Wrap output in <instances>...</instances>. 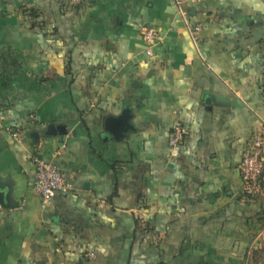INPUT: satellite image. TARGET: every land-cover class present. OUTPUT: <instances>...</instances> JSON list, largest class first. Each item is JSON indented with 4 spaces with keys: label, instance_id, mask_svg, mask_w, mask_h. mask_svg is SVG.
<instances>
[{
    "label": "crops",
    "instance_id": "crops-1",
    "mask_svg": "<svg viewBox=\"0 0 264 264\" xmlns=\"http://www.w3.org/2000/svg\"><path fill=\"white\" fill-rule=\"evenodd\" d=\"M182 1L197 49L172 0H0V264H264V148L258 196L238 171L264 140V0ZM35 157L72 188L46 208Z\"/></svg>",
    "mask_w": 264,
    "mask_h": 264
},
{
    "label": "built area",
    "instance_id": "built-area-1",
    "mask_svg": "<svg viewBox=\"0 0 264 264\" xmlns=\"http://www.w3.org/2000/svg\"><path fill=\"white\" fill-rule=\"evenodd\" d=\"M77 2V0H74ZM198 1V0H193ZM178 18L183 22L185 31L194 48H198L201 26L193 24L188 19V13L183 7L182 0H172ZM140 37L146 46L147 56L152 55V49L161 41L159 30L151 27H142ZM184 136V129L177 124L173 129L169 145L178 146ZM264 140L261 135H256L249 143L248 148L243 152L238 165L241 180V194L245 198H254L260 194V177L263 171L262 152ZM35 168L34 191L39 195L42 208H46L56 193H67L72 190L66 182L58 167L40 158H33ZM90 257H92L90 255Z\"/></svg>",
    "mask_w": 264,
    "mask_h": 264
},
{
    "label": "water",
    "instance_id": "water-1",
    "mask_svg": "<svg viewBox=\"0 0 264 264\" xmlns=\"http://www.w3.org/2000/svg\"><path fill=\"white\" fill-rule=\"evenodd\" d=\"M126 118H127L126 113H124L117 120H107L105 122V129L108 132H110L114 136V138H116V139L122 137L121 134H125L127 132V130L129 129V127L127 125ZM119 128L121 129V134H116L114 131L117 129L119 130ZM30 136L35 138L37 136V134L32 133V134H30ZM7 201H8L7 195L2 193V189L0 186V210L9 208V206H7V204H6ZM78 264H81V262H79Z\"/></svg>",
    "mask_w": 264,
    "mask_h": 264
},
{
    "label": "trees",
    "instance_id": "trees-1",
    "mask_svg": "<svg viewBox=\"0 0 264 264\" xmlns=\"http://www.w3.org/2000/svg\"><path fill=\"white\" fill-rule=\"evenodd\" d=\"M23 15L29 20L30 27L36 30H40L39 13L34 9H24Z\"/></svg>",
    "mask_w": 264,
    "mask_h": 264
}]
</instances>
